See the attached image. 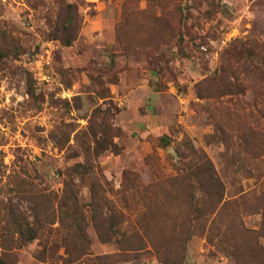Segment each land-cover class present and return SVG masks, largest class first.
Masks as SVG:
<instances>
[{"label": "rangeland", "instance_id": "rangeland-1", "mask_svg": "<svg viewBox=\"0 0 264 264\" xmlns=\"http://www.w3.org/2000/svg\"><path fill=\"white\" fill-rule=\"evenodd\" d=\"M263 63L264 0H0V262L67 264L76 245L87 256L71 264H161L115 240L144 214L162 231L191 218L186 178L203 154L236 218L226 235L196 225L181 264H264ZM91 185L120 222L110 244ZM17 215L34 241L15 234ZM75 221L87 241L73 246Z\"/></svg>", "mask_w": 264, "mask_h": 264}, {"label": "trees", "instance_id": "trees-1", "mask_svg": "<svg viewBox=\"0 0 264 264\" xmlns=\"http://www.w3.org/2000/svg\"><path fill=\"white\" fill-rule=\"evenodd\" d=\"M68 9L69 12L67 13L62 28L65 36L62 39L59 38L65 46H68L71 42L69 34L74 22L73 13L70 11L71 6H68ZM31 87L32 86L29 84L27 90L29 95L33 94ZM243 143L246 144L245 139H243ZM196 154L197 153L193 151V155ZM201 155L200 163L189 169L190 172L186 178L191 191L190 203L187 208L188 211L192 213V217L187 218L188 220L171 218L169 220L170 231H162L159 225L156 224V221L151 222V220L147 218L150 216L144 214L142 219L140 217L137 219L136 231L131 234H120V239L115 240V243L120 248V252H124L127 255H135L147 251L148 253L155 254L156 259L161 264H181L183 261L185 244L190 239L192 229L199 223L209 220V230L220 232L222 229L225 235L232 232L231 222L236 218V212L230 209L229 201L224 200L225 188L219 178H217L212 164L203 154ZM74 171L79 176L88 175L90 173V170L82 164H76L74 166ZM146 190L147 188L142 189V194L144 195L142 197H144L145 201L147 200L146 205L156 208L157 201L153 203L152 198L148 195L145 196ZM131 191L133 194H138L139 188L134 186L131 188ZM195 193H198L199 196L196 197ZM90 197V208L92 211L91 221L97 233V238L101 244H110L114 238H117L115 237L118 235L116 228L120 225V222H118L116 218L104 220L101 210H99V193L94 185L90 187ZM256 199L259 204H261V209H258L261 211L260 213L264 222V192L259 194ZM224 217L226 219H224ZM178 223L181 225L179 226ZM9 224L14 229L19 239L26 240L27 242H32L36 239V231L30 227L28 221L23 217L18 215L13 216ZM75 224L78 225L76 237L71 235L70 241L72 242L75 240L76 243L84 244L87 241L86 237L77 221H75ZM185 224H187L186 230ZM183 227L184 231H181ZM75 241L72 242L73 246L75 245ZM173 249L176 250L173 251ZM65 252V262L67 264L74 263L87 256L85 250L81 248L76 249V245L73 249H67ZM112 258L111 255H107L98 257L95 260L97 264H107ZM0 264H5V262L1 261Z\"/></svg>", "mask_w": 264, "mask_h": 264}]
</instances>
